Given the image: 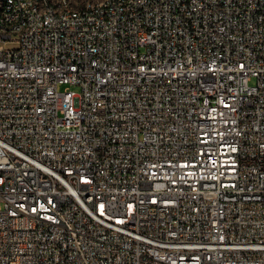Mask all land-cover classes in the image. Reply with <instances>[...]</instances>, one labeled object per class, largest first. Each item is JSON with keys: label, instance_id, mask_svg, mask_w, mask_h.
Here are the masks:
<instances>
[{"label": "built area", "instance_id": "obj_1", "mask_svg": "<svg viewBox=\"0 0 264 264\" xmlns=\"http://www.w3.org/2000/svg\"><path fill=\"white\" fill-rule=\"evenodd\" d=\"M57 1L3 9L0 264H264V0Z\"/></svg>", "mask_w": 264, "mask_h": 264}, {"label": "bare ground", "instance_id": "obj_2", "mask_svg": "<svg viewBox=\"0 0 264 264\" xmlns=\"http://www.w3.org/2000/svg\"><path fill=\"white\" fill-rule=\"evenodd\" d=\"M113 3L114 0H87L85 10L98 9L100 3ZM10 0H0V28L3 37H16L17 32H24V12H17L12 18H6L3 9L9 6ZM23 5H31V0H23ZM64 8V1L38 0L34 7L35 15H45L48 9ZM51 17H59V10H51ZM60 20H67V13H60Z\"/></svg>", "mask_w": 264, "mask_h": 264}, {"label": "rangeland", "instance_id": "obj_3", "mask_svg": "<svg viewBox=\"0 0 264 264\" xmlns=\"http://www.w3.org/2000/svg\"><path fill=\"white\" fill-rule=\"evenodd\" d=\"M69 1V3L74 7V8H78V7H80L81 5H83L87 0H68ZM6 47L7 48H11V47H15V45L14 44H12V43H8L7 45H6ZM251 84L253 83V81L252 82H250ZM66 87V85H62V86H60V89H63V88H65Z\"/></svg>", "mask_w": 264, "mask_h": 264}]
</instances>
